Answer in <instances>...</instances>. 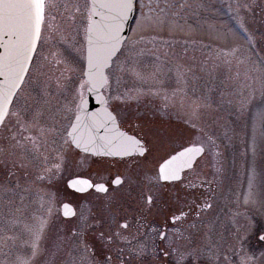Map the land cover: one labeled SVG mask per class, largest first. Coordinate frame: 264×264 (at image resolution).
Segmentation results:
<instances>
[{"label": "rangeland", "instance_id": "obj_1", "mask_svg": "<svg viewBox=\"0 0 264 264\" xmlns=\"http://www.w3.org/2000/svg\"><path fill=\"white\" fill-rule=\"evenodd\" d=\"M257 1L177 0L178 3L186 2L189 7L181 10L177 23L163 28L138 26L134 18L139 16L137 10L123 51L106 70L112 81L111 96L119 95L120 100H149V103L143 102L149 133L170 134L165 136L162 147L153 152L156 157L153 166L160 156L175 148L178 121L191 123L192 102L209 105L196 124L218 137L223 172L226 173L224 184L219 185L213 196H218L213 205L223 202L226 207L223 213L216 207L213 214L214 240L225 234L226 241L231 242L233 233L241 237L246 232L245 227L248 233L264 229V40L261 39L264 25L254 5ZM64 3L71 5L73 0H61L62 7L56 12L60 30L51 34L45 32V36L51 38L42 42L32 65V76L36 75L37 65L43 63L44 71L53 77L50 81L52 102L69 109L59 125L61 135L58 137L65 138L64 129L75 114L80 98L84 34L78 20L70 23L68 17L72 8L65 9ZM237 3H247L251 7L237 12ZM240 21L246 30L240 27ZM249 36L255 38L250 41ZM134 41L139 43L134 44ZM221 47L235 50L230 63L211 58V52ZM43 56H49L51 64L42 60ZM56 60H66L75 69L65 74L70 78L62 80L63 87L59 89L55 77L60 75L63 65H57ZM121 66L122 71L118 70ZM34 86L30 77L21 95ZM106 90L108 92L107 85ZM109 100L114 99L109 97ZM2 161L0 157V166ZM12 173L10 176L9 172H0V184L8 185L6 192L0 191V264H18L19 260L27 264H51L48 262L51 241L47 230L53 215L59 211L58 196L46 190L34 191L31 183L38 182H34L32 172ZM151 173L137 172L140 183L135 185L148 180ZM25 184L24 192L20 191L17 185ZM250 190L255 203L245 205L244 196ZM132 201L129 197L119 199L121 205H130ZM42 222L45 224L42 251L33 257L31 245ZM227 223H233L231 226L235 228H225ZM256 241L259 242L257 236L246 239L245 243L253 245ZM214 242L217 248L225 247V241ZM237 243L240 244L239 240ZM229 247L230 244L226 248ZM256 249V252L261 250L260 264H264V245ZM81 256L75 242H71L52 264H80Z\"/></svg>", "mask_w": 264, "mask_h": 264}, {"label": "snow or ice", "instance_id": "obj_2", "mask_svg": "<svg viewBox=\"0 0 264 264\" xmlns=\"http://www.w3.org/2000/svg\"><path fill=\"white\" fill-rule=\"evenodd\" d=\"M62 7L61 0H0V157L4 163L17 158H23L26 154L39 152L49 142H55V138L61 135V122L66 118L69 109L52 102L50 81L53 77L44 71L45 65L40 63L36 68V75L32 76V65L37 60V54L42 42L50 39L45 36L60 30L57 24L56 12ZM63 7L72 8L69 13L70 23L79 21L83 28L86 48L83 60L86 67L81 72L79 85L80 101L78 108L84 107V94L108 87V96L119 100L121 97L111 96L112 81L105 69L111 66L114 57L123 51L124 41L121 33L124 31L125 21L137 10L139 16L138 26L160 27L171 26L177 23L181 10L189 7L186 2L177 0H73L71 5L64 3ZM251 5L237 3V12L241 8L248 9ZM63 14V13H61ZM240 27L245 29V24L240 21ZM246 30V29H245ZM135 31V30H133ZM254 36H249L253 40ZM264 40V34L261 35ZM134 44L139 41H134ZM235 57V50L219 48L211 52V58L223 63H230ZM51 64L49 56L41 58ZM57 65H63L59 76L55 77L57 88H62V80L70 78L66 73H72L75 69L66 60H56ZM118 70H123L122 66ZM182 75V73H181ZM32 77L34 87L23 96L21 92L24 85ZM116 83L119 84L117 78ZM101 104L105 107L100 112L89 115V123L81 131V117L76 115L75 121H69V128L64 129V144L69 150L75 148L84 153L91 154V164L96 165L95 171L88 174L73 173L67 178V187L80 193H94L99 198L104 197L101 206L95 210L88 208L79 215L71 205L65 203L62 215L66 220L76 219L77 223L69 229V237L76 247L82 252L80 264H144L143 257L148 252V244L141 237V228L144 224L143 210L151 208L161 194L162 189L169 183L182 181L184 173L194 172L200 158L211 152L216 158L215 180L219 181L223 173V160L220 145L215 137L205 127L197 128V121L202 120L203 111L209 107L196 101L192 102L190 113L191 127L199 132L200 139L181 147L180 150L172 149L171 152L160 156L162 163L155 169V175L148 178L146 185H141L137 193L136 205L139 218L130 219L129 214L119 203V191L110 194V186L113 189H122L125 183H140L135 181L132 169L141 167L151 170V162L147 157L154 150L158 151L164 144L165 136L169 133H146L141 136L120 131L116 126V117L107 108L108 99L101 97ZM109 125L112 127L109 129ZM105 129L108 134L98 136L96 133ZM64 158L61 154L60 159ZM111 158V159H110ZM119 158V159H117ZM139 158L130 166L127 160ZM48 162V157H44ZM83 163V161L81 162ZM118 165L123 171L111 172V167ZM91 168V166H89ZM61 164L56 163L45 172L51 174L59 172ZM107 173V176L104 173ZM13 173L9 172L11 176ZM43 179V176L38 177ZM205 183L211 187L213 181L201 180L199 185L189 181L187 187L192 191H185L184 197H177L181 205L171 216L173 224L185 220L193 212L200 216L205 209H211L212 204L207 197L200 203L204 193L197 194L196 189ZM145 188L147 191H145ZM251 189V185H250ZM8 185L0 184V191L6 192ZM244 203H255L251 190L244 196ZM45 224H40V230L36 233L31 245L32 256L41 254V242ZM147 230V229H146ZM161 241H169L168 247L163 249L165 257L172 255L174 264H189L195 261L199 264L202 256H207L208 264H219L218 250L213 248L201 249L200 247H184L169 240L167 232H159ZM174 238L178 239L179 237ZM64 237H57L55 247L57 250L64 243ZM264 240V235L260 236ZM241 250L236 251L240 255ZM127 255L128 260L124 259ZM227 259V258H226ZM251 257L240 256V264H250ZM18 264H27L19 260ZM54 264V262H53ZM151 264H160L153 259Z\"/></svg>", "mask_w": 264, "mask_h": 264}, {"label": "flooded vegetation", "instance_id": "obj_3", "mask_svg": "<svg viewBox=\"0 0 264 264\" xmlns=\"http://www.w3.org/2000/svg\"><path fill=\"white\" fill-rule=\"evenodd\" d=\"M106 99H108V107L114 113L118 127L121 130L129 134L135 133L141 136L149 133L147 126V123L149 122L145 120L147 117L143 115V110L145 107L143 102L145 101L149 103V100L147 101L144 99H139L138 101H135L133 99H114L110 102L107 91ZM131 108L132 110H130ZM139 111L141 112L138 113ZM176 128V146L173 149H181V147L189 146L190 143L200 139L199 132L192 129L191 123L184 124L178 121ZM64 139V137H56L54 143L49 142L47 145L40 149L39 153L36 152L26 154L23 158H17L15 163H13L12 161L4 163V161H2L1 164L3 165L0 166V172H32L34 182H38L36 184L31 183L32 189L34 191L40 192L41 190H46L54 192L55 197L58 196L59 211L53 215L47 230L48 240L51 241V248L49 249L50 256L48 262H50L51 264L53 259L57 257L58 254L62 253L65 247H67L70 242H74L68 239L69 229L73 224L77 223L76 219L66 220L62 215L60 206L67 203L71 205V208L75 209L77 214L79 215V213L88 208H92L93 210L99 208L101 206V201L104 199L102 195L97 198V195L94 193H80L67 187V178L70 174L80 172L88 174L90 170L94 172L97 166L91 164V161L93 159L99 160L101 158L93 157L91 156V154L80 152L75 148L69 150L68 147L64 144ZM41 150L45 152H42ZM61 154H64L63 159H60ZM162 154L164 153H161V155ZM45 156L48 157V162H45ZM162 156L166 158L165 155ZM154 158L156 157H154L153 153H150L147 157L148 161L151 162V170H145L141 167L131 170L135 181H137V177H140L137 172H153L151 173V175H155V169L158 168V164L162 160L158 159L156 166H153L154 163L152 162L155 160ZM138 159L139 158L127 160L126 163L130 166ZM82 161L83 163H81ZM56 163L61 164V170L59 172H53L51 174L45 172L46 169L52 168V166ZM214 165H216L215 156L211 152H206L200 158L194 172L184 173V179L182 181H176L167 184L162 189L156 203L152 205L150 209L148 207L144 208L143 217L146 228H141V237L148 244V252L142 258L144 264H151V261H153V259L159 260L160 264H174V258L172 255H169L167 257L163 255L162 250L168 247L169 241H161L158 235L159 232H167L169 240H174L176 244L182 245L184 247H200L202 250L206 248H213L214 250H218L219 264H240V256L245 254L252 258L250 264H260L261 250L256 252V248H262V245H264V240L260 239V236L264 235V229L262 230V232L257 233L256 229V231H251L250 233H248V229L245 227L246 232L243 233L241 237H238L239 235L237 236L235 233H233L234 237L231 239V242L226 241L227 237L225 234H223V237L220 239H213V214L216 211V207L219 211H221V213H223L224 209L226 210L225 203L223 202L213 205V201L218 200V196H216L215 198H213V196L219 185L221 184L222 186L224 175L226 174L225 172H223L221 179L219 181H216V171ZM89 166H91V168ZM117 171H123V168L118 165H113L111 167V172L115 174ZM104 175L107 176V173L105 172ZM40 176H43L44 178L39 179L38 177ZM201 180L213 181L211 187H209V185L205 183L202 187H198L196 189L197 194L201 192L205 194L200 198L201 204L207 197H211L208 202L212 204V208L205 209L200 216H197L196 213L193 212L182 222L173 224L171 216L174 212H176L177 207L181 206L177 202V197H184L185 191H192L190 187H187L189 181L199 185ZM39 181H42L44 185ZM142 181L143 183L141 185H146L148 180ZM135 184L136 183H132L130 185L126 182L124 187L119 190L113 189L110 186V194L113 191H119L120 198L129 197V199L131 198L133 200L130 205H122L123 209L126 210L129 214L130 219L139 218L140 210L136 205V197L141 185ZM170 186L172 187L171 189L164 190L165 188H168ZM17 187L18 189H21L20 191L24 192L27 185H17ZM42 187L43 189H40ZM145 191H147L146 188ZM225 202H228L227 199ZM232 224L233 223H227V227L225 228H235L231 226ZM238 224L239 223H235L234 225L237 226ZM241 228H243V224H241ZM174 233L175 237H179L178 239L174 238ZM256 236L259 239V242H255L257 246H255V244L250 245L245 243L246 239H250ZM57 237L65 238L64 243L61 245L59 250H57L55 247ZM238 240L240 244L237 243ZM214 241H225V247L222 246L217 248ZM229 244L230 247L226 248ZM237 250H241L240 255L235 254ZM124 259L128 260L129 258L127 257V255H125ZM189 264H195V261H189ZM199 264H208L206 255L201 257Z\"/></svg>", "mask_w": 264, "mask_h": 264}, {"label": "water", "instance_id": "obj_4", "mask_svg": "<svg viewBox=\"0 0 264 264\" xmlns=\"http://www.w3.org/2000/svg\"><path fill=\"white\" fill-rule=\"evenodd\" d=\"M132 17H133V15H130L129 19L127 21H125L124 31L121 33V38H122L123 41L126 39V36L128 34L129 24H130V21L132 20ZM85 48H86V44L84 43V50H85ZM85 67H86V63L84 61L83 69ZM106 69H105V72H106ZM101 97L105 98V94H104L103 89H98L97 91H92V92H86L85 93V95H84V101H85L84 107L82 109L78 108V112L76 114V115H79L81 117V121H80L81 131H83L84 127L90 122L89 119H88L89 115L92 114V113L100 112L102 110V108L105 107L100 102L101 101ZM108 110H109V108H108ZM76 115L73 117L72 121H75ZM115 124L118 127L117 122H115ZM111 127H112V125H109V129ZM119 130L122 131L120 128H119ZM96 134L98 136H104V135H107L108 132L105 129H100V130L97 131ZM61 209H62V213H63L64 209L62 208V206H61Z\"/></svg>", "mask_w": 264, "mask_h": 264}, {"label": "trees", "instance_id": "obj_5", "mask_svg": "<svg viewBox=\"0 0 264 264\" xmlns=\"http://www.w3.org/2000/svg\"><path fill=\"white\" fill-rule=\"evenodd\" d=\"M256 9L258 10L259 20L262 25H264V0H259L254 3Z\"/></svg>", "mask_w": 264, "mask_h": 264}]
</instances>
